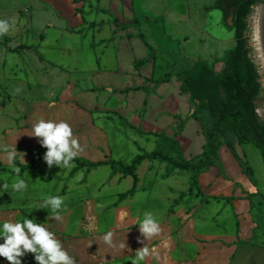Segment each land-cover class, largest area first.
<instances>
[{
    "label": "crops",
    "instance_id": "1",
    "mask_svg": "<svg viewBox=\"0 0 264 264\" xmlns=\"http://www.w3.org/2000/svg\"><path fill=\"white\" fill-rule=\"evenodd\" d=\"M141 1L0 0V19L11 24L0 36V78L5 77L0 110L6 124L14 125L1 137L0 222L28 218L43 224L75 264H131L144 247L149 255L143 264H264L263 197L258 190L263 185L254 170L253 178L244 173L230 145L220 148L222 167L201 173L192 194H186L190 172L147 158L136 166V191L125 196L134 187L132 175L111 165L84 166L72 173L75 161L70 168L55 163L49 168L43 160L46 148L30 135L41 119L64 121L81 145L77 158L91 162L130 165L136 155L156 149L159 135L176 140L184 160L203 152L200 122L191 118L179 129L196 107L190 93L182 92L180 77L174 73L158 87L156 82L177 64L192 69L205 59L160 60L145 28L174 21L169 0H145L149 10L141 8ZM182 1L178 6L185 8L192 1L194 14L221 9L224 15L226 10L224 21L233 25L231 6L207 9L220 0L204 6ZM190 11H185L187 23ZM64 20L67 25L60 24ZM197 32L204 39V25ZM191 33L196 32L186 31L180 39L189 40ZM31 54L39 59L34 68ZM43 85L42 95L32 97ZM135 87L151 91L131 90ZM18 180L26 187L16 191L12 186ZM53 196L64 200L56 212L41 204ZM146 213L160 227L147 240L138 226ZM56 215L59 220L52 218ZM109 232L110 244L103 239ZM21 259L22 264H38L30 252ZM0 264L9 262L0 257Z\"/></svg>",
    "mask_w": 264,
    "mask_h": 264
},
{
    "label": "trees",
    "instance_id": "2",
    "mask_svg": "<svg viewBox=\"0 0 264 264\" xmlns=\"http://www.w3.org/2000/svg\"><path fill=\"white\" fill-rule=\"evenodd\" d=\"M233 9L236 8L233 25L236 45L233 50L225 54V67L221 73H217L213 67L205 60H198L195 68L186 69L177 64L162 79L156 82V87L164 82H168L174 73L182 81L181 90L190 93L191 102L196 106L190 114L179 123L182 130L186 121L193 118L203 126L206 144L203 152L193 157L191 160H184L179 143L173 138L159 135L156 149L153 152H143L134 157L130 165L122 161L107 160L91 162L81 158L73 161L77 165L72 173L81 167H88L89 170L102 165H111L113 169H120L125 175L134 177V187L125 195H132L136 191L137 177L135 169L144 159H156L170 164L173 168L191 173L190 187L186 194H192L198 189V177L201 173L209 170L212 166L222 167L219 157L220 148L224 144L231 146L238 161L241 162L243 171L250 178L254 177V172L248 160L239 158L234 149V140L237 139L241 145L251 144L260 149L264 162V121L256 113L255 100L262 93L260 73L256 64L249 57L248 38V18L253 11V7L260 3V0H231ZM226 0H220L214 6L207 9L224 8ZM225 9V8H224ZM224 20H227V12L224 10ZM138 22L137 18L128 26H133ZM120 26V25H119ZM127 25L122 28H127ZM185 71L181 72V69ZM151 89L146 87H135L131 90ZM155 89V88H154ZM153 89V90H154ZM129 90H123L126 92ZM185 194H181L182 198ZM180 200H175L174 203Z\"/></svg>",
    "mask_w": 264,
    "mask_h": 264
},
{
    "label": "rangeland",
    "instance_id": "3",
    "mask_svg": "<svg viewBox=\"0 0 264 264\" xmlns=\"http://www.w3.org/2000/svg\"><path fill=\"white\" fill-rule=\"evenodd\" d=\"M8 2L15 0H7ZM204 6L205 4H213L217 0H197ZM264 3V0H260L259 4ZM150 2L142 0L141 8L144 10L151 9ZM178 0H169V14L172 16V22H166V24H158V25H147L145 31L149 34V40L152 41L153 45L156 46V51L159 53L160 60L164 61L165 58H168L170 61H191L193 62L196 58L201 57L208 61L209 65L214 68L217 73H221L223 68L225 67V52L227 50H233L236 41L234 37V31L228 24V21H224L223 12L221 9L210 10L207 13L200 11L199 14H194L192 8V1L188 2V8L190 11V21H186L185 11H188V8L185 6H178ZM185 4V1H182V5ZM226 5L231 6L229 8V14L233 19L235 17V9H232L233 2L231 0H226ZM234 8V7H233ZM201 9V8H200ZM0 10H2L0 8ZM183 12V13H182ZM253 13L251 15L253 16ZM180 15L181 19L176 20L173 15ZM250 15V16H251ZM169 16L167 15L166 18ZM60 24H66V20L61 21ZM228 24V25H227ZM161 25H165L166 32L164 33V28ZM204 25L205 37L200 40L201 34L197 32V27H202ZM148 29V30H147ZM192 31L196 33H191V37L189 40L184 41V38L180 39V35L182 36L186 31ZM254 23H251L248 26V30L246 36L248 38L247 44L249 48V57L256 64L260 73V82L262 84V93L255 100L256 105V113L258 116L264 121V73L262 71L256 42L254 40ZM170 35V36H169ZM190 35V34H189ZM168 36V37H167ZM212 36V37H211ZM170 37V38H169ZM177 39V40H176ZM185 59V57H187ZM30 66L34 68L36 64H38L39 59L36 55H30ZM34 59V60H33ZM185 59V60H184ZM5 81V77L0 78V89L4 90L2 84ZM46 90L45 85L41 87V89L37 88L32 91L31 96L36 97L42 95L43 91ZM49 94L46 93V98ZM4 95L0 94V101H3ZM1 104V103H0ZM13 124H6L5 117L2 115L0 110V145L2 144L1 137L4 138V132L10 131L11 126ZM4 130L3 132H1ZM3 135H2V134ZM236 141L234 140V149L236 148ZM246 155V160H249L250 165L252 166L256 178L260 181V185H263L262 188H259V195L263 197L261 204V211L264 214V162L262 158V154L260 149L256 148L251 144L242 146ZM9 153V150H8ZM24 155L21 156V159H24ZM243 160V159H242ZM245 161V160H244ZM239 254V253H238ZM256 264H258L256 262Z\"/></svg>",
    "mask_w": 264,
    "mask_h": 264
},
{
    "label": "clouds",
    "instance_id": "4",
    "mask_svg": "<svg viewBox=\"0 0 264 264\" xmlns=\"http://www.w3.org/2000/svg\"><path fill=\"white\" fill-rule=\"evenodd\" d=\"M10 28L9 21L0 19V36L7 34ZM30 135L39 138L40 145L46 148L43 160L49 168L54 163L60 168H70L72 161L82 150L78 140L73 136L71 127L64 121L41 119L33 125ZM12 187L19 191L24 189L26 184L23 180H18ZM63 203L62 197L53 196L44 199L41 204L44 208L50 207L53 212H56L61 209ZM52 218L59 220L60 216L56 215ZM138 226L146 240L160 233L158 222L149 213H146L143 220L138 222ZM0 238L3 239L0 243V257L5 258L9 264H22L21 258L29 252L34 254V260L38 264H75L73 258L62 248L55 234L43 224L33 222L32 219L0 222ZM110 238V232L103 237L105 243L109 244ZM148 255L149 250L146 247L138 249L136 258L131 261V264H143Z\"/></svg>",
    "mask_w": 264,
    "mask_h": 264
},
{
    "label": "water",
    "instance_id": "5",
    "mask_svg": "<svg viewBox=\"0 0 264 264\" xmlns=\"http://www.w3.org/2000/svg\"><path fill=\"white\" fill-rule=\"evenodd\" d=\"M254 34H255L259 62L262 71L264 73V3L258 6L256 12ZM258 139L264 143V140H262L260 136H258ZM235 146H236L235 152L237 156L243 160H246L244 149L242 145L239 143V141H236Z\"/></svg>",
    "mask_w": 264,
    "mask_h": 264
},
{
    "label": "built area",
    "instance_id": "6",
    "mask_svg": "<svg viewBox=\"0 0 264 264\" xmlns=\"http://www.w3.org/2000/svg\"><path fill=\"white\" fill-rule=\"evenodd\" d=\"M258 5H259V4H258ZM258 5H257V6H258ZM257 6L253 7V11H252V12L255 13V10H256V7H257ZM254 13H253V14H254ZM252 19H253V16H252V15L249 16V18H248V26H250V24L253 23V20H252Z\"/></svg>",
    "mask_w": 264,
    "mask_h": 264
},
{
    "label": "bare ground",
    "instance_id": "7",
    "mask_svg": "<svg viewBox=\"0 0 264 264\" xmlns=\"http://www.w3.org/2000/svg\"><path fill=\"white\" fill-rule=\"evenodd\" d=\"M258 6L256 7L255 13L253 14V19L252 20H253L254 26H255V16H256V12H257ZM254 40H255V34H254ZM255 42H256V40H255Z\"/></svg>",
    "mask_w": 264,
    "mask_h": 264
}]
</instances>
